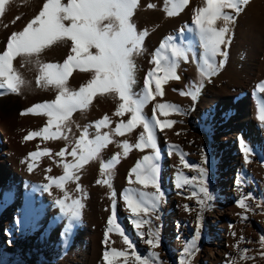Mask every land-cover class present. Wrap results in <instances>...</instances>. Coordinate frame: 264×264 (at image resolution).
Returning <instances> with one entry per match:
<instances>
[{
	"label": "rangeland",
	"instance_id": "rangeland-1",
	"mask_svg": "<svg viewBox=\"0 0 264 264\" xmlns=\"http://www.w3.org/2000/svg\"><path fill=\"white\" fill-rule=\"evenodd\" d=\"M45 2L46 0H9L4 14L0 16V52L5 50L10 35L21 31L38 15ZM63 2L67 3V0ZM150 4L154 7H149ZM263 5L264 0H249L248 5L244 6V10L239 14L225 9L234 17V21L229 23L230 43L226 47L222 46L227 56L216 60L218 64L223 61V67L210 78L211 82L200 75L203 49L197 35L194 37V45L185 41L190 35L196 34L189 29H195L194 13L197 8L204 6V0H190L189 4L174 16L167 15L166 8L170 7V4H166V0H139V5L134 11L132 22L137 31L147 30L148 33L144 39L143 52L133 57L136 80L134 91L139 92L144 88L149 70L155 67L152 63L154 53L168 36L175 37L174 42L188 51L187 62L181 61L177 68L180 80H169L163 84V96H156L155 100L150 101L144 108V114L148 117L153 115V108L157 103H171L180 109L167 117L160 115L159 110L156 112L161 120L176 121L172 128L163 132L157 130V147L160 152L159 183L165 196L158 210L159 219L152 218V224L144 225L143 228L145 232L153 225L159 228L161 244L156 249L145 244L144 239H147V236L144 239L139 237L131 223L130 210L123 201V194L129 188L154 191L151 188L144 189L137 183H129L128 179L131 168L142 161L144 155H151L152 150L140 151L133 147L125 156L122 148L124 141L132 145L137 142L139 134L143 131L142 127H137L124 136L116 135L113 130L117 124L122 119L126 121L129 116L114 115L119 103L114 96L97 95L87 109L77 110L72 114L68 140L45 141L42 137L25 140L24 137L30 132L44 128L48 117L21 113L35 104L54 100L57 90L51 86L37 85L39 72L34 63L35 57L31 58L33 62L18 57L13 66L25 84L18 94L0 95H16L17 107L19 106L11 108L10 113L0 111V264H105L103 253L106 247H126L123 238L115 231L109 233V245L104 244L113 199L116 201L117 221L125 234L135 242L138 253L146 255L156 251L159 253L158 264H180L182 260L186 264H264V255H261L264 253V245L260 243V237L264 235V133L261 132V142H246L252 149L250 162L246 163L244 157L241 158L240 167L236 168L231 176L226 177L221 163L220 146L215 137L216 124L198 111V105L201 104L209 85L213 83L212 80L225 76L226 70L233 65L230 56L234 47L237 51L240 50L236 56L245 54L244 48L236 46L242 27L239 25L246 23L243 31L249 30L245 31L246 34H253V26L247 23V18L249 16L255 19L261 15L264 12ZM17 17L19 19H16ZM221 26L223 21H217V27ZM69 54L71 41L58 42L44 49L39 55V60L42 63L62 64ZM243 57L240 59L243 60ZM91 78V72L76 69L69 77L67 86L78 91ZM200 83H203L204 87L197 100L193 101L190 96L180 94V90L191 91ZM261 84H264V79L251 84L250 92L254 93ZM152 86L154 89V83ZM105 115L110 118L111 123L108 127L100 129V132L109 133L112 142L101 150L96 159L77 173L79 180L67 181L63 189L53 184L45 191L44 186L50 183V177L58 179L63 175L61 158L55 154L65 148L71 151L72 142L79 138L82 130L94 125ZM257 117L252 116L254 120ZM258 120L259 118L256 121ZM89 133L92 138L96 129L90 127ZM45 148L49 149L52 155L40 157L33 170L29 171L28 164L32 163L29 154L43 151ZM117 153L120 154L119 163L108 173H102V165ZM181 153L193 167L185 168L181 164ZM226 154L228 158L231 156L229 152ZM64 160L71 162L72 157L66 156ZM201 167L207 170L206 184L214 197L207 202L203 213L200 212L197 202L198 199H203L202 193L198 197L187 199L185 197L190 195L194 188L175 187L178 172L189 178L199 177L196 169ZM241 177L244 181L242 188L236 184V180ZM104 179L109 180L110 187L102 182L98 183ZM132 180L135 181L134 175ZM78 186L82 191L77 190ZM113 192L116 193L115 198L112 196ZM181 192L184 194L181 195ZM65 193L69 197L66 203H71L72 199H80L84 205L79 221L73 222L70 232L66 227L67 218L62 216L55 204L57 199H64ZM249 193L251 198L245 202L250 210L245 212L238 207L237 201ZM185 204L189 206L190 211L184 209ZM198 215L202 219L199 221L197 247L191 256H186L183 250L186 242L195 239ZM243 215H247L246 220L241 218ZM216 217L220 225L214 230L213 222ZM244 249L248 251L245 253ZM211 254L213 258L208 259ZM242 256L249 258L244 259Z\"/></svg>",
	"mask_w": 264,
	"mask_h": 264
},
{
	"label": "snow or ice",
	"instance_id": "snow-or-ice-1",
	"mask_svg": "<svg viewBox=\"0 0 264 264\" xmlns=\"http://www.w3.org/2000/svg\"><path fill=\"white\" fill-rule=\"evenodd\" d=\"M189 2L190 0H166V4H170V7L166 8L167 15H178ZM8 3L9 0H0V16L4 14ZM248 3L249 0H204V6L195 10L193 18L195 29H189V31H195L203 49L200 75L207 78L209 82H211L210 78L217 74L218 69L223 67V61L218 64L216 57H226L227 52L222 50V46L226 47L230 43L229 23L234 21V17L225 9H231L239 14ZM138 5L139 0H67V3L63 0H46L38 15L21 31L13 32L7 40L5 50L0 52V90L18 94L25 84L24 79L13 66V62L18 57L26 58L28 62H33L31 58L35 57L34 63L39 72L37 85L51 86L57 90L54 100L35 104L21 113L22 115L33 114L48 117L47 125L39 131L30 132L24 137L25 140H32L36 137H42L45 141L68 140L67 133L71 132V117L74 112L87 109L97 95H111L118 99L119 103L114 115L118 117L128 115L129 118L126 121L122 119L113 130L114 133L124 136L137 127L143 129L134 145L127 141L122 143L124 155L126 156L133 147L140 151L152 150L151 155H144L142 161L131 168L128 179L129 183H137L144 189L151 188L154 191L129 188L123 194V201L130 210L131 223L139 237L144 239L147 236V239H144L145 244L156 249L161 244L159 228L153 225L148 228L147 232L143 228L144 225L152 224V218L159 219L158 210L165 196L159 183L160 152L157 147V130L163 132L165 129L172 128L176 123L171 119H159L156 112L159 110L160 115L167 117L173 112H179L180 109L171 103H157L153 108V115L148 117L144 114V108L150 101L155 100L156 96H163V84L169 80H180L177 68L181 61L187 62L188 51L174 42L175 37L168 36L154 53L152 63L155 67L149 70L144 88L139 92L134 91L136 80L133 57L143 52L144 39L148 34L147 30L138 32L132 22ZM149 7H154V5L150 4ZM217 21H223V26L217 27ZM67 41H71V54L62 64L42 63L39 60V55L44 49L58 42ZM76 69L92 73V78L78 91L71 90L67 86L69 77ZM203 87V83H200L191 91L180 90V94L190 96L195 101ZM258 91L264 93V84L259 85ZM3 94L5 92H0V95ZM258 118L264 124V105L260 107ZM110 123V118L105 115L94 125H89L82 130L79 138L72 142L71 151L65 148L55 154L61 158L63 175L58 179L50 177V183L44 186L45 191H48L53 184L63 189L67 181L79 180L77 173L90 161L96 159L101 150L112 142L109 133L101 134L100 132V129L108 127ZM90 127L96 129L92 138L89 133ZM240 143L245 162L248 163L252 149L244 140ZM50 155L52 153L47 148L30 153L32 163L28 164V170H33L40 157ZM66 156H71L72 161H65ZM119 160L120 154L117 153L109 162L102 165V173H108L115 164L119 163ZM180 162L185 168L193 167L186 161L183 153L180 154ZM196 170L199 172V177L189 178L178 172L175 187L177 189H184L185 186L194 188L191 194L185 197L187 199L198 197L202 193L203 199H198L197 202L200 212L203 213L207 202L214 197L206 184L207 170L203 167ZM133 175L135 181L132 180ZM101 182L111 186L108 179L98 181V183ZM243 182L242 177L236 180L237 186L241 188ZM77 190L82 191L79 186ZM112 196L115 198L116 193L113 192ZM249 198H251L250 193L237 201L238 207L244 209L245 212L250 210L245 202ZM68 199L65 193L64 199H57L55 204L59 207L62 216L67 218L66 227L70 232L73 222L79 221L84 205L80 199H72L71 203H66ZM184 209L190 211L187 204L184 205ZM241 218L246 220L247 215ZM201 219L202 217L198 215L195 239L186 242L183 250L186 256H191L197 247L196 241L199 239ZM107 225L104 244L109 245V233L115 231L123 238L126 247L124 249L106 247L103 253L105 264H121V260L122 264H158L159 253L151 251L146 255H141L136 249L135 242L125 234L117 221L115 199H113ZM260 243L264 245V235L260 237ZM243 251L246 253L248 249ZM242 258L249 257L242 256ZM180 264H186V262L182 260Z\"/></svg>",
	"mask_w": 264,
	"mask_h": 264
},
{
	"label": "bare ground",
	"instance_id": "bare-ground-1",
	"mask_svg": "<svg viewBox=\"0 0 264 264\" xmlns=\"http://www.w3.org/2000/svg\"><path fill=\"white\" fill-rule=\"evenodd\" d=\"M252 19L254 18L248 16L247 23L253 26L251 27L253 34L250 32L249 35L246 34L249 30L243 31L245 22L244 25L242 23L239 25L242 27L239 32L240 40H237L236 46L244 48L245 54L236 56L240 50L237 51L234 47L230 57L236 66L231 65L225 76L212 80L213 83L209 85L201 104L198 105V111L216 124L215 137L220 146L221 163L226 177L231 176L235 169L240 167L239 160L244 157L240 141L261 142V132L264 133V124L256 121L260 107L264 105V95L258 88L254 93L249 90L251 84L264 79V12ZM195 35L186 38V43L194 45ZM242 56L243 60L240 59ZM221 58L222 56H217L216 60ZM17 103L16 95L0 97V111L10 113L11 108L19 107ZM255 115L257 118L254 120L252 116L255 118ZM227 152L231 155L229 158ZM213 223V229L216 230L220 225L217 217ZM212 256L213 254L209 255L208 259L213 258Z\"/></svg>",
	"mask_w": 264,
	"mask_h": 264
}]
</instances>
